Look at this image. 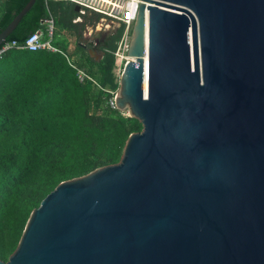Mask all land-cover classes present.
<instances>
[{"label": "water", "instance_id": "obj_1", "mask_svg": "<svg viewBox=\"0 0 264 264\" xmlns=\"http://www.w3.org/2000/svg\"><path fill=\"white\" fill-rule=\"evenodd\" d=\"M127 56L115 107L141 132L0 264H264V0H140Z\"/></svg>", "mask_w": 264, "mask_h": 264}, {"label": "trees", "instance_id": "obj_2", "mask_svg": "<svg viewBox=\"0 0 264 264\" xmlns=\"http://www.w3.org/2000/svg\"><path fill=\"white\" fill-rule=\"evenodd\" d=\"M29 0H0V32ZM52 16L54 45L63 53L30 52L27 37ZM77 18L80 21L75 22ZM96 14L80 15L70 3L35 0L0 55V260L15 251L31 212L56 186L117 164L128 137L142 125L107 105L118 85L112 73L120 34L95 59L79 45ZM92 76L99 87L79 83L70 64Z\"/></svg>", "mask_w": 264, "mask_h": 264}, {"label": "built area", "instance_id": "obj_3", "mask_svg": "<svg viewBox=\"0 0 264 264\" xmlns=\"http://www.w3.org/2000/svg\"><path fill=\"white\" fill-rule=\"evenodd\" d=\"M56 2L70 3L74 7H79V14H96L100 16V21L115 23L119 25L120 34L115 43V49L109 51L105 49L107 53H110L114 57V66L112 73L115 77V82L119 84V78L123 71L124 64L129 61H133L128 55V48L131 39V33L134 25V21L137 15L138 6L140 0H52ZM80 21V18H77L75 22ZM55 33V23L52 16L45 18L42 21V27L35 32L31 33L25 40L22 48L30 51H47L50 53H61L63 54L53 43ZM17 47L15 42L4 43L0 48V55L12 48ZM70 66L76 71V77L79 83H85L87 81L93 83L97 87V81L90 76L83 69L74 66L69 63ZM118 90V88H117ZM115 91L108 92L111 97L107 102V105L110 108L115 107Z\"/></svg>", "mask_w": 264, "mask_h": 264}, {"label": "flooded vegetation", "instance_id": "obj_4", "mask_svg": "<svg viewBox=\"0 0 264 264\" xmlns=\"http://www.w3.org/2000/svg\"><path fill=\"white\" fill-rule=\"evenodd\" d=\"M104 26L106 27L105 29L95 31L89 38L83 36V38L80 39L79 45L88 55L91 56L94 53H100V49L109 45L115 38L117 34L116 29L114 28L115 25L112 23H105Z\"/></svg>", "mask_w": 264, "mask_h": 264}, {"label": "rangeland", "instance_id": "obj_5", "mask_svg": "<svg viewBox=\"0 0 264 264\" xmlns=\"http://www.w3.org/2000/svg\"><path fill=\"white\" fill-rule=\"evenodd\" d=\"M105 23H108V22H104V21H99L95 26H88V27H86L85 28V30L83 31V33H82V37L80 38V39H82L83 38V36H85V37H90V36H92L93 35V33L95 32V31H99V30H101V29H105L106 27L104 26V24ZM109 24V23H108ZM113 25H115L114 26V28L116 29L117 28V24H115V23H113ZM103 50L102 49H100V53H97V54H93L94 56H93V58H95V57H97L96 55H101L103 52H102ZM81 52V54L82 55H84V56H86L87 55V53H86V51H84L83 49H82V51H80ZM100 55H99V57H100ZM95 59H97V58H95ZM99 59V58H98Z\"/></svg>", "mask_w": 264, "mask_h": 264}, {"label": "crops", "instance_id": "obj_6", "mask_svg": "<svg viewBox=\"0 0 264 264\" xmlns=\"http://www.w3.org/2000/svg\"><path fill=\"white\" fill-rule=\"evenodd\" d=\"M91 56L93 57L94 55L92 54ZM96 56H97V57H95V58H97V59L100 58L99 55H96Z\"/></svg>", "mask_w": 264, "mask_h": 264}, {"label": "bare ground", "instance_id": "obj_7", "mask_svg": "<svg viewBox=\"0 0 264 264\" xmlns=\"http://www.w3.org/2000/svg\"><path fill=\"white\" fill-rule=\"evenodd\" d=\"M145 87V86H144Z\"/></svg>", "mask_w": 264, "mask_h": 264}]
</instances>
